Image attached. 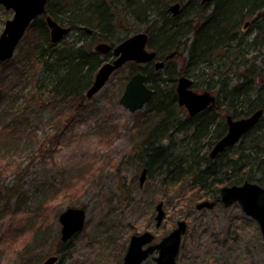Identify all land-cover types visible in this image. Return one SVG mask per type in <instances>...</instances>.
Here are the masks:
<instances>
[{
    "label": "trees",
    "instance_id": "trees-1",
    "mask_svg": "<svg viewBox=\"0 0 264 264\" xmlns=\"http://www.w3.org/2000/svg\"><path fill=\"white\" fill-rule=\"evenodd\" d=\"M176 2L182 8L175 16L170 7ZM47 16L75 29L71 44L51 41ZM246 22L249 28H244ZM140 30L149 34L148 47L157 52L156 59L168 63L156 69L154 61L129 62L123 81L124 88L133 73L141 70L155 89L145 108L132 117L148 178L155 181L145 190L151 205L159 201L193 205L201 198L219 202L224 185L252 181L264 186V0H49L20 41L17 54L0 61V82L5 85L6 78L29 81L32 74L34 87L27 101L38 97L58 105L62 114L65 109L77 111L98 69L113 56L112 51L100 54L95 45L116 46ZM199 72L202 84L195 80ZM183 75L194 79V90L213 92L216 103L190 116L179 104L176 90ZM232 78L237 82L232 83ZM2 96L0 110L6 113L7 109H1ZM260 109L262 117L237 145L210 157L214 144L227 132V115L237 119ZM10 115L9 124L18 117L13 111ZM177 134L184 138L175 148ZM225 154L227 159L220 161ZM183 187L198 198L187 199L178 192ZM23 194L18 201H26ZM52 211L38 207L32 220L40 225L42 235L18 251L31 264H39L46 256L54 225ZM153 213L154 209L149 216ZM4 217L2 213L0 218ZM2 239L17 242L16 229L5 231Z\"/></svg>",
    "mask_w": 264,
    "mask_h": 264
},
{
    "label": "rangeland",
    "instance_id": "rangeland-1",
    "mask_svg": "<svg viewBox=\"0 0 264 264\" xmlns=\"http://www.w3.org/2000/svg\"><path fill=\"white\" fill-rule=\"evenodd\" d=\"M13 15L14 10L0 4V34ZM75 35L74 30L58 45L71 44ZM127 68L125 65L114 73L92 97L85 96L79 110L65 109V114L46 99L27 101L26 95L34 87L32 74L29 81L6 78L5 85L0 82L1 109L8 110H0V215H5L0 218V264H31L32 260L22 259L21 252L27 242L42 235L40 225L32 220L39 206L53 210L46 256L59 251L57 264H118L133 228L139 233L153 232L159 241L179 220L186 221L187 230L177 264H264L260 225L238 203L197 209V203L204 200L201 197L193 205L163 201L164 224L156 227V203L151 205L145 194L155 181L147 175L140 186L146 168L140 138L134 133V114L120 103ZM195 80L202 84L204 77L199 72ZM236 82L232 78V83ZM11 111L18 117L9 124ZM183 138L177 134L172 145L181 146ZM226 159L227 154L220 161ZM184 188L178 192H184L187 199L198 198ZM18 190L26 201H18L22 195ZM71 203L86 209V224L63 243L59 214ZM9 229H16L19 238L12 244L2 239Z\"/></svg>",
    "mask_w": 264,
    "mask_h": 264
},
{
    "label": "water",
    "instance_id": "water-1",
    "mask_svg": "<svg viewBox=\"0 0 264 264\" xmlns=\"http://www.w3.org/2000/svg\"><path fill=\"white\" fill-rule=\"evenodd\" d=\"M49 0H0L6 9H13L14 16L5 23L0 35V61H6L13 57L14 52L24 37L31 23L46 9ZM203 3L211 0H202ZM173 15L180 12V4L175 3L170 7ZM50 28V36L53 43L60 42L69 32L70 28L62 26L51 16L46 18ZM149 34L138 32L125 39L113 48L107 42H101L95 46V50L101 54H107L113 50L115 58L101 65L96 73L91 87L87 90L90 98L99 92L109 81L112 74L123 67L127 62L145 64L155 59L156 51L147 47ZM174 54L169 56L172 57ZM157 69L163 67L162 62L155 64ZM193 80L187 76H181L177 80V94L179 104L186 106L190 115H196L210 104L216 101V96L210 91L197 92L192 89ZM155 89L151 88L145 81V75L138 71L134 73L125 86L120 98V103L131 112L142 109L151 99ZM263 110L260 109L245 118L234 119L227 116L228 131L215 143L210 157L215 158L226 148L237 144L241 138L249 132L260 120ZM147 178V169L142 170L140 185L143 186ZM221 201L229 207L238 202L248 216L255 218L261 227L264 237V186L256 182L245 181L242 184L225 185L221 188ZM164 203L159 202L156 206V226L159 227L165 217ZM214 203L205 200L196 205L197 209L211 208ZM62 224L61 239L66 242L75 234L80 232L86 224V211L82 207H68L59 215ZM187 230V223L179 220L176 227L167 235L153 244L154 233L145 231L131 236L129 246L124 257V264H142L152 255L155 264H176V258L180 251L183 234ZM56 256H50L41 264H55Z\"/></svg>",
    "mask_w": 264,
    "mask_h": 264
},
{
    "label": "flooded vegetation",
    "instance_id": "flooded-vegetation-1",
    "mask_svg": "<svg viewBox=\"0 0 264 264\" xmlns=\"http://www.w3.org/2000/svg\"><path fill=\"white\" fill-rule=\"evenodd\" d=\"M206 3H208V2H206ZM216 103V101L214 102V103H212V104H210L208 107H210L211 105H213V104H215ZM182 107H184L186 110H187V108H186V106H182ZM208 107H206V108H208ZM205 108V109H206ZM204 109V110H205ZM258 111V110H257ZM187 112H188V110H187ZM190 116H192V115H190ZM194 116V115H193ZM228 116V115H227ZM226 120H227V118H226ZM227 127H228V124H227ZM227 131H228V128H227ZM220 140V139H219ZM218 140V141H219ZM231 147H233V146H231ZM227 149V148H226ZM225 149V150H226ZM224 150V151H225ZM223 151V152H224ZM222 152V153H223ZM221 154V153H220ZM215 202V201H214ZM216 203V205H218V204H220V201L219 202H215ZM210 209H212V208H210ZM166 216V215H165ZM248 216V215H247ZM250 217V216H249ZM164 219H165V217H164ZM164 219H163V222H162V224H164ZM159 227H161V225L159 226ZM159 227H157V228H159ZM134 231V229H132L131 230V236H133L134 234H139V232L138 231H136V232H133ZM153 233V232H152ZM154 235H155V239H154V241H153V244L154 243H157L158 242V240H157V235L154 233ZM63 242V241H62ZM65 243V242H64ZM59 254H60V252L58 251L57 253H55V254H51V255H55L56 257H57V261L55 262V264H57L58 263V261H59V259H60V256H59ZM51 255H48V256H46L44 259H43V261L45 260V259H47L49 256H51ZM118 257H119V260H117V262H118V264H124V257L125 256H123L122 257V253H120V255H118ZM42 261V262H43ZM149 261H151L153 264H155V262H154V260H153V257L151 256L150 258H148L144 263H142V264H147ZM152 263H150V264H152Z\"/></svg>",
    "mask_w": 264,
    "mask_h": 264
},
{
    "label": "bare ground",
    "instance_id": "bare-ground-1",
    "mask_svg": "<svg viewBox=\"0 0 264 264\" xmlns=\"http://www.w3.org/2000/svg\"><path fill=\"white\" fill-rule=\"evenodd\" d=\"M176 3H179L180 4V10H181V8H182V3L181 2H176ZM180 13V12H179ZM248 24V22H246V24H245V26H244V28L246 27V25ZM70 28V33L72 32V31H74L75 29H73V28H71V27H69ZM158 62H162L163 63V67L164 66H167L168 65V63L166 62V61H163L162 59L160 60V59H156L155 61H154V65L156 64V63H158ZM163 67H161V68H163ZM161 68H159V69H161ZM184 76V75H183ZM181 76H179L178 78H180ZM203 111V110H202ZM201 112V111H200ZM199 112V113H200ZM198 114V113H197ZM245 117H248V116H243V117H241V118H245ZM238 119V118H237Z\"/></svg>",
    "mask_w": 264,
    "mask_h": 264
}]
</instances>
